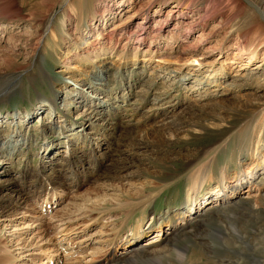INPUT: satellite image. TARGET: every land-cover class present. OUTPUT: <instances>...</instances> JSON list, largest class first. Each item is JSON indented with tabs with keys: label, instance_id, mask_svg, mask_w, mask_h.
Masks as SVG:
<instances>
[{
	"label": "rangeland",
	"instance_id": "obj_1",
	"mask_svg": "<svg viewBox=\"0 0 264 264\" xmlns=\"http://www.w3.org/2000/svg\"><path fill=\"white\" fill-rule=\"evenodd\" d=\"M70 1V35L56 47L44 28L54 13L51 24L61 27L63 0H0V264H264V54L251 63L246 55L233 59L237 35L223 41L226 27L241 24L254 7L245 4L241 11L221 3L204 32L199 24L185 38L169 39L175 16L161 39L138 44L131 31L144 13L136 10L150 0ZM153 1L152 15L177 0L166 6ZM178 1L195 9L216 0ZM106 5L112 14L106 15ZM122 7L134 16L125 20ZM244 30L245 38L254 31ZM104 31L113 32V44L118 38L115 53L88 56L87 47L101 48L104 39L97 38ZM148 48L168 52L151 56ZM39 58L40 69L32 71ZM43 98L58 105L52 115L40 107ZM251 133L256 141L260 136L259 149L241 162L254 157L253 166L263 164L252 178L237 173L248 165L229 164L228 184L241 178L240 197L220 199L223 189L212 178L196 202L201 217L184 215L186 228L173 229L188 177L216 175ZM8 139L16 149H7ZM8 153L12 162H3ZM94 157L104 162L97 173ZM249 178L256 188L250 194ZM219 199L227 202L220 206ZM144 212L140 232H148L133 246L158 234L160 222L159 237L168 233L170 240L147 259L128 261L124 254L105 263L128 248ZM170 217L176 225L168 228Z\"/></svg>",
	"mask_w": 264,
	"mask_h": 264
},
{
	"label": "bare ground",
	"instance_id": "obj_2",
	"mask_svg": "<svg viewBox=\"0 0 264 264\" xmlns=\"http://www.w3.org/2000/svg\"><path fill=\"white\" fill-rule=\"evenodd\" d=\"M168 1H170V0H158L156 2L166 6ZM249 1L251 2L252 6L254 8L247 9L249 11V14H248L246 20H243L241 24H235V25H231V26L226 27V29L228 31L225 34V37H224L223 41L227 42L229 39H231L236 34L237 35L236 42H235L236 44L234 45V47L236 48V51H235V54L233 56V59H240V58H243L246 55L247 59H249V63H251V62H254L257 59L258 56H260L261 51H262V54H264V0H249ZM129 2H130L129 4L131 5L132 4V0H130ZM224 2L227 3V4H225V8L231 6L232 8H234L236 10H241V11H242V9L245 8V6L247 4L249 5V3L246 0H216L215 2L209 3V6L202 5V6H199V8L190 9L191 8L190 4L183 5L180 1L177 0L173 4V7L171 9H169V10H166L165 13L162 12V9L161 10L158 9L159 11L156 10L154 12V14L152 15V13H151L152 6H153V4L155 2L154 1L152 2V0H150L148 3L144 4L143 6H140V8L138 10H136V12L137 11L138 12L142 11L144 14H143V17H142L143 18L142 21L138 24V26H136L134 31H131V33H132L131 37L133 39L135 38V43H138V44L145 43L146 40L149 37H151L150 39L152 40V42H154L156 39L159 40V39L162 38L161 37L162 33L169 26L170 18H174L175 16H176L175 17L176 23L174 24L173 28H171L172 31L169 34V39H172V38H174V39L176 38L177 39L181 35V33H182V36H184L183 38H185V35H187V34L190 35V33L194 30V27L196 25H199V24H201V26L203 28L202 31L204 32L205 27H207V24L210 22L211 19H213L215 17V13L216 12L217 13L220 12L219 9H221V8H219V6H220L221 3H224ZM119 4L120 5H124L125 1L124 0H120ZM61 6H62L61 7V12H60L61 15L59 16L61 21H62L61 27H59V25L57 24L58 22L55 23L56 26H53L51 24V22L55 20V18H56L55 16L57 15L56 13H54L53 19L51 21L47 20L45 28H44V33L46 34V36L47 35L49 36V40H51V42L52 41L54 43L56 42L55 43L56 47L59 46V44H57V43L60 40V38H62V36L66 35L68 33V30H69L68 26L70 25L71 18H72L73 5H72L71 1L70 0H63ZM144 6H145V8H144ZM119 9H120L119 11L124 13V15H126L127 13L129 14L128 11L130 9H127L126 11H125L124 8L123 9L119 8ZM104 10L107 12L106 15H108L109 13L112 12L113 8H112V6L106 5ZM161 13H164V15L161 16L162 15ZM128 14L125 17V20L131 19L134 16L133 13L129 14V15ZM155 17H156L155 25L152 26L150 24V21L154 20ZM58 20L59 19H57V21ZM224 21L228 22L229 18L228 17L225 18ZM226 22H223L222 24L223 25H227ZM181 25L185 26L184 31H180L179 33H176V32H178V30L181 27ZM129 26L130 25L124 27V28H126L125 31H127ZM247 27H249V29H251V30H254L253 31L254 33L252 32L251 36H250L251 33L247 34V38L251 37L249 39L245 38V34L248 33V32L245 31L244 28H247ZM177 28H178V30H175ZM214 31L217 32L216 30L213 29V32ZM203 32H201L198 36L203 35L204 34ZM244 32H246V33H244ZM112 34H113V32H112ZM112 34H110V32L106 33V31L99 32L97 39L99 40L100 36L104 39L102 44H101V48L100 49L99 48L90 49V47H87V49H86L87 53L86 54L88 56H90L91 55V51L96 52L98 54V52H101V51L106 50V49L110 50L111 53L112 52L115 53V49L117 48V44H118V38H117V41L113 44L112 43V39H111ZM206 37H207V35H206ZM208 38H209V36H208ZM108 40L111 41L112 45H111V43H110V45H108V43H107ZM98 42L100 43V41H98ZM43 44L49 45L50 42L49 41H45ZM224 48L219 47L218 50L222 51ZM229 50L230 49H228V51ZM226 51L227 50L225 49V52ZM45 52H46V48H45ZM146 52H149L151 54V56H152L155 53H157V54H159V53L165 54L168 51L166 49L165 50L161 49L160 51H159V49H156L155 52H154V50L148 48L146 50ZM161 60L163 62H169L170 61V60L165 59V58L161 59ZM41 65H42V61H41V58H39V60L37 61V64L35 66H33L32 71L38 72V70L40 69ZM102 71H103V69H101L99 72H102ZM183 77H186V75H183ZM88 79L89 78H87V76H86V78L77 79V81L78 80L86 81ZM183 79L187 80L185 78H183ZM180 80H182V79H180ZM3 97H5V96H2L0 98L4 99ZM80 98H82V97H80ZM156 98L158 100H161V98H163V96L161 95L159 97V95H158ZM2 99H0V101ZM84 100H85V98H84ZM84 100L82 99L83 102H84ZM39 102H40V107L48 106L50 108V114L52 113V111L54 109L56 110L57 106H58L55 103V100L53 98L51 100L43 98L42 100H39ZM95 113L98 114V110L95 111ZM89 115H90L89 120H93V118L95 116H92L91 114H89ZM51 117L52 116H50V118ZM101 118L102 119H106L105 116H103ZM54 119L51 118V120H54ZM260 122H262L264 124V119L263 120L261 119ZM52 127L53 126H51V128ZM69 130H65V132L70 133ZM0 132H1V130H0ZM254 134L251 133L249 139H247V144H246L247 146L239 147L238 149H236L237 151H235L230 156H228L229 157V161H228L227 164H223V165L220 164L221 168H219L218 172L213 177L211 175L207 174L206 172H201V173L197 172V173L192 174V175H190L188 177L186 193H185V203L182 206V214L178 217L180 219V223H178V225L175 226L173 229H175L177 231V230H182V229L186 228V225L188 224L189 221H185L186 219H185L184 215L188 214V215H190V217H192V218L194 217V219L197 218V217L199 218V216L201 217V215L198 213L199 211L196 209L197 203H198V199L200 198L199 195L202 192V190L204 189L206 183H208L209 180H211L212 178L213 179H218V181L220 183V186L223 189V193H221L220 196H219L220 199L223 196L225 198H228L229 201L233 202L235 198L240 197V194H241V192L243 190V188H242L243 185H242V182H241L242 180H240L241 178L238 177V179L234 182L233 185L232 184L231 185L228 184V179H229V177H231L230 169H229L228 166H229V164H232V165H234L235 168H241L242 169L243 167H245V165H248L247 169L245 168L246 170L244 169L243 172H242V170H238L237 171L239 176H242V174L243 175L245 174L244 178H246L250 174H252L257 167H260V165L263 164V163H261L260 160H258L257 164L255 166H253L254 164H251V163L255 162L254 157H251V159H252L251 162H248V163L241 162V158L240 157L243 154L246 155V156H250V155L252 156V155H256L257 154L256 152L259 149L260 136H258V139L256 141V140H254V137H252V135H254ZM8 136H11V134H8ZM16 136H19V134H17ZM254 141H256V142H254ZM12 142L13 141L11 139L7 140V142H6V143H8L7 149H9V150H11L12 148L16 149V145L15 144L12 145L11 144ZM98 147L100 148V145ZM3 156H5L3 158V162H12L13 157H14L10 153H8L7 155H3ZM3 156H1V157H3ZM73 159H76V158L72 157V160ZM93 159L95 160L93 167L95 169V172L97 173V171L103 167V163L104 162L102 163L101 161H98L97 158H95V157ZM74 166L76 167V165L73 163L72 164V173H70V174H72V185L75 184V186H77L78 184H80V181H79V179L77 177L78 174L75 173L76 170L73 168ZM249 177L252 178L253 175H251ZM251 178H249L248 181H247L249 183L248 186L250 187L248 189V194H250V191H252L253 189H256V188L252 187L253 183H252ZM263 178H264V174H263ZM261 180L262 179H260V182L262 183ZM244 182H246V181H243V183ZM220 199H219V201H220L219 205L220 206L223 205L225 202H227L226 200L224 202V201H221ZM141 210H144V209H141ZM196 214H199V215H196ZM145 217H146V215H145V212H144L142 215H140L139 220L136 222V227H135V230H136L135 233L136 234L133 233L134 235L131 238H129L127 240V242H126V243L130 244L128 246V248L126 247L124 250H122L121 254L119 256L115 255V253L112 254L110 256V258H108V261H106L105 263L112 262V261H115V260H121V259H123L121 256L124 255V254L125 255L127 254V256L124 255V257L128 261H140L142 259L143 260L147 259V258L151 257L152 255L157 254V248H158V246L160 244H162L164 241H169L170 240V237L168 238V235H169L168 233L167 234L163 233V235H165V237L163 236V238L159 237V236H161L159 233H161V231H164V227H162L163 225L160 222L158 228H155V229H157L156 232L158 234H154L153 238L151 240H149V241H146L145 244H143L141 247H140V245H136V244H135L136 246H133L134 245L133 243L137 242L139 238H141L143 235L145 236L147 234V232H148L146 230L143 231L142 233L140 232V229L142 227V222H143ZM163 221H164V219H163ZM166 222L169 225L168 228H171L172 225H176V224H174V219H172L171 217H170L169 220H166ZM181 232L182 231H179V234ZM147 243L150 244V245L148 246ZM129 250H130V252H128Z\"/></svg>",
	"mask_w": 264,
	"mask_h": 264
},
{
	"label": "water",
	"instance_id": "obj_3",
	"mask_svg": "<svg viewBox=\"0 0 264 264\" xmlns=\"http://www.w3.org/2000/svg\"><path fill=\"white\" fill-rule=\"evenodd\" d=\"M246 1H247L250 5H252L251 2H250L249 0H246Z\"/></svg>",
	"mask_w": 264,
	"mask_h": 264
}]
</instances>
